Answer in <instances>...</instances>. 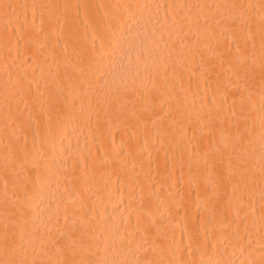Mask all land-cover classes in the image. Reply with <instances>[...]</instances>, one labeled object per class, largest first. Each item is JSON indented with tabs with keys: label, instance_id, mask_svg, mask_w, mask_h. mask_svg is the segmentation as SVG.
<instances>
[{
	"label": "bare ground",
	"instance_id": "6f19581e",
	"mask_svg": "<svg viewBox=\"0 0 264 264\" xmlns=\"http://www.w3.org/2000/svg\"><path fill=\"white\" fill-rule=\"evenodd\" d=\"M8 2L28 7L18 9V18L0 14V258L7 225L16 259L28 264L64 258L57 242L69 237L100 264H264L258 184L241 181L235 192L229 185L213 223L196 239L193 227L208 215L203 178L189 187L198 156L204 169L206 146L198 137L207 133L209 112L216 129L231 125L234 134L237 126H255L247 153L259 180V37L254 48L241 41L251 71L240 70L238 78L235 45L231 57H212L215 42L207 46L201 35L200 54L212 57L220 73L215 104L200 80V55L187 71L172 70L181 42L186 52L205 24L203 17L196 23V5L258 0ZM114 37L135 46L110 56ZM146 37L158 42L151 53L143 51ZM129 55L125 84L119 66ZM162 63L168 70L157 75L152 65ZM153 79L163 85L165 111Z\"/></svg>",
	"mask_w": 264,
	"mask_h": 264
},
{
	"label": "snow or ice",
	"instance_id": "6c2138e0",
	"mask_svg": "<svg viewBox=\"0 0 264 264\" xmlns=\"http://www.w3.org/2000/svg\"><path fill=\"white\" fill-rule=\"evenodd\" d=\"M27 7L28 5L9 3L8 0H0V14L6 18H9L13 14L17 15L18 18V9H26ZM32 7L35 8L36 6L33 5ZM184 7L191 8L192 6H177L178 9ZM195 7L200 9V13L196 18V23L199 25L200 17H203L205 24L200 27V34H198L195 44L189 47L186 52L184 51L183 42H181L178 59L174 62L172 67L173 72H177L178 68L187 71V62L189 60L195 62L197 55H200V80L203 82L206 96L211 93L213 95L212 103L215 104L220 73L216 70V65L213 63L212 57L219 58L224 53H227L229 57H231L233 45H235V52L237 53L235 57V68L238 78L239 71L242 69H244L245 74L248 75L251 69L245 67L247 65V58L241 54V41H243L244 47H247L248 43L252 42L254 48L256 35H258L261 49V82L262 85H264V0H258L257 3L200 4ZM213 10L214 15L209 19L208 12H213ZM181 19H184V17H181ZM173 22L179 25V21L176 20L175 16H173ZM26 23L27 15L25 13V24ZM129 27L131 28V25ZM254 27L256 28V33L253 32ZM23 34L22 31V35ZM201 35L203 40L207 41V46H211L212 42H215V47L212 49V57H206L200 54ZM141 43L145 53H151L154 51V47H158V42L156 40L147 37ZM125 45L128 47L129 51L135 46L131 38L125 37L124 39H120L114 37L108 54L110 56H115L116 54L122 56ZM117 50H119V53H117ZM142 59L143 57L138 52L137 63ZM221 65H223L222 59ZM116 67V61L113 59L112 70H115ZM145 67H147V65H145ZM152 67L158 75L161 71L166 73L169 65L168 63H162L160 65L153 64ZM119 71L126 84L128 74L131 72L130 55L128 65L121 62ZM137 75H139L138 71ZM192 75H195V73ZM166 79L165 77V81ZM134 84L135 79H133V85ZM162 88L163 85L156 79L152 80V89H154L159 96V109L165 111V106L168 105V101L164 97V92L161 91ZM214 88L216 91H214ZM50 105L53 111L57 113V118L59 119L61 113L58 109V101L53 98L50 101ZM156 107L157 106L153 104L152 110L154 111ZM145 110L148 109L146 108ZM261 111L264 112V97H262ZM233 115H235V113H233ZM212 120L211 112H209L207 133H201L198 137L199 141L206 146V150L203 153L204 169L201 171L199 168L200 158L198 156L196 162L198 165L197 171L189 178V187H191L194 179L203 178L204 205L205 211L208 213L206 219H201L199 228L193 227L191 233L193 239L198 238L200 229L213 223L215 219L214 213L221 208L222 192L227 193L229 185L232 191L235 192L241 181L245 183V186L248 184H258L260 187V220L264 223V116L260 118L258 130L260 142L258 181L253 171L254 165L247 153V146L256 135L255 126L246 124L243 131L237 126V131L233 134L230 130L231 125H229V129L227 130L223 128L216 129L213 126ZM216 131H219V140H217ZM220 145H222V147H220ZM37 179L39 180V175ZM198 195H200V193H198ZM249 195L250 198H253V193L250 192ZM251 212L253 215L255 214L254 207H252ZM193 224H195L194 221ZM5 227L3 258H0V264H28L26 260L16 259L17 248L15 242L7 231V225ZM57 252L62 253L64 258L60 260L49 259L47 264H100V261L90 258V251L88 248L83 244H78L77 241L71 239V237L63 244L57 242ZM31 264H36V261L33 260ZM41 264H45V262L42 261ZM172 264H183V262L173 261ZM216 264H219V262H216Z\"/></svg>",
	"mask_w": 264,
	"mask_h": 264
}]
</instances>
